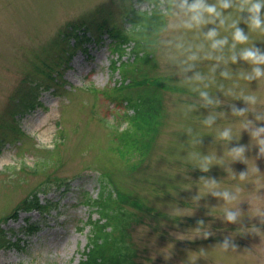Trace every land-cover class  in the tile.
<instances>
[{
  "label": "rangeland",
  "instance_id": "obj_1",
  "mask_svg": "<svg viewBox=\"0 0 264 264\" xmlns=\"http://www.w3.org/2000/svg\"><path fill=\"white\" fill-rule=\"evenodd\" d=\"M132 4L155 7L0 0V264H79L88 220L98 218L88 197H97L104 175L132 214L127 241L138 264H264V157L252 147L247 163L233 162L237 173L248 170L242 176L189 165L183 128L207 109L184 114L193 97L158 44L162 25L143 43H127L121 64L110 32ZM251 35L264 48V33ZM148 94L161 100L154 114L127 105ZM212 141L203 138L205 151ZM249 141L244 133L240 143ZM206 175L235 198L206 195ZM227 208H238V222L223 219ZM227 235L237 248L219 244Z\"/></svg>",
  "mask_w": 264,
  "mask_h": 264
},
{
  "label": "clouds",
  "instance_id": "obj_2",
  "mask_svg": "<svg viewBox=\"0 0 264 264\" xmlns=\"http://www.w3.org/2000/svg\"><path fill=\"white\" fill-rule=\"evenodd\" d=\"M156 11L165 21L158 44L193 97L184 114L207 109L199 114L197 126L189 123L183 128L187 140L182 150L189 165L205 173L220 165L228 176L233 162L247 163L250 148H256L257 158L264 157V48L252 42L251 35L264 33V0H156ZM201 128L213 137L207 151ZM244 133L250 137L248 144L240 143ZM226 156L232 159L221 162ZM247 171L235 172L242 176ZM200 180L209 186L206 195L223 204L235 198L232 190L216 187L221 179L206 175ZM200 197L199 189L195 199ZM239 215L238 208H227L222 216L235 223ZM219 244L225 250L238 247L231 235Z\"/></svg>",
  "mask_w": 264,
  "mask_h": 264
},
{
  "label": "trees",
  "instance_id": "obj_3",
  "mask_svg": "<svg viewBox=\"0 0 264 264\" xmlns=\"http://www.w3.org/2000/svg\"><path fill=\"white\" fill-rule=\"evenodd\" d=\"M135 1L152 2L155 7L152 11H142L132 4V7L126 9L125 24L110 32L114 41L115 53L120 56L121 64H123L121 58L124 54L122 49L126 47L127 43L133 41L132 39L142 42L146 39L147 32L163 25V18L156 11V0ZM112 26L110 29L114 27ZM138 55L143 58L142 53L139 52ZM160 103L161 100L158 95L148 94L138 96L133 103L127 105L135 112L151 115L160 108ZM100 180L102 189L97 197H88V205L98 213V218L88 220L90 225L88 251L79 264H138L134 258L135 250L127 241L129 238L128 227L132 221V214L125 205L127 202L121 201L119 195L114 192L112 182L107 176L104 175ZM60 186L62 185L60 184ZM38 194L35 193L32 196L36 201ZM34 200L33 206L37 204L39 207L40 203Z\"/></svg>",
  "mask_w": 264,
  "mask_h": 264
}]
</instances>
